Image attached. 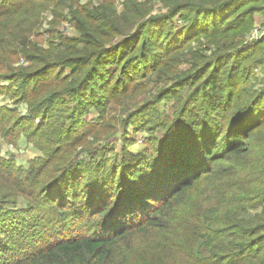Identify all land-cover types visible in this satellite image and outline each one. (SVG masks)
Returning <instances> with one entry per match:
<instances>
[{
  "label": "trees",
  "instance_id": "1",
  "mask_svg": "<svg viewBox=\"0 0 264 264\" xmlns=\"http://www.w3.org/2000/svg\"><path fill=\"white\" fill-rule=\"evenodd\" d=\"M29 1L0 0V9L12 8L0 15ZM34 1L41 6L53 0ZM73 11L79 23L80 12ZM256 13L264 17V0L170 3L169 12L130 23L123 36L128 46L114 41L64 56L59 64L70 71L53 80L64 86L36 103L38 95L30 94L42 87L35 85L26 96L29 106L36 103L27 119L0 107L2 136L15 130L37 149L26 166L0 156V264H121L117 246L124 242L136 246L127 251L129 264H264V155L249 203L241 195L235 201L244 202L236 209L245 215L230 206V217L223 213L215 226L202 223L193 237L190 224L204 221L197 208L173 236L161 220L235 158L250 149L264 153V37L245 43ZM101 25L112 28L110 22ZM88 34L90 28L80 42L95 44ZM201 37L217 53L202 56L161 87L155 100L128 109L101 133L117 91H127L157 66L174 70L168 62L183 57L194 41L202 46ZM258 67L262 79L255 77ZM60 90L70 95L67 107L56 103ZM163 99L175 101L166 115L159 111ZM5 113L14 116L11 128L3 126ZM227 181L225 187L231 186ZM248 207L261 211L246 215ZM156 231L158 242L148 247ZM156 246L157 259L144 260L147 248Z\"/></svg>",
  "mask_w": 264,
  "mask_h": 264
},
{
  "label": "rangeland",
  "instance_id": "2",
  "mask_svg": "<svg viewBox=\"0 0 264 264\" xmlns=\"http://www.w3.org/2000/svg\"><path fill=\"white\" fill-rule=\"evenodd\" d=\"M180 0H53L49 3H43L41 6L35 5L34 0L23 3L15 8V13L0 15V107L14 109L18 113L28 118L29 110L38 101L49 95L50 92L60 89L64 85L60 82L53 81L56 77H64L69 73V69L63 70L60 63L61 59L68 54L83 51L87 49L89 52L97 51L102 45L110 42H118L120 46H128L129 40H124L123 36L130 30H126L130 23L149 18L151 16L162 15L169 12L170 3H178ZM127 4L124 6L125 3ZM27 4L26 6H24ZM38 6V7H37ZM72 13H71V9ZM12 8L0 9V13L9 12ZM79 10L81 20L76 22L74 11ZM84 13V14H83ZM34 14L38 16L35 17ZM95 15L94 17H89ZM96 18L98 20H96ZM102 18V19H101ZM30 22V23H29ZM110 22L112 28L102 27L101 23ZM28 26L31 28L29 30ZM255 27L264 28V17L259 14H254V23L251 30L245 36V43H250L253 40H258L264 37V31H259L253 34ZM90 28V34L86 37L87 40L95 42V44H84L81 38L83 31ZM79 39V40H78ZM202 46L198 41L190 43V48L185 50V55L177 61H169V65H175L173 70L171 67L157 66L149 71L143 77L134 79L127 91L124 89L116 92L114 98L106 107V112L103 121L106 123L104 128L100 129L104 132L109 125L119 123L125 112L142 103L147 99H154L160 94L159 89L164 85L169 84L174 78L182 76L186 70L194 68L202 56H212L214 46L208 44L205 37H201ZM247 46H244L246 48ZM79 50V51H78ZM136 50L130 52L135 54ZM161 59L163 57L161 56ZM165 61V60H164ZM255 77L260 78L263 75L261 68L255 69ZM63 72V76H62ZM114 76L117 73L113 74ZM51 76L49 82L47 79ZM59 77V78H60ZM112 81L115 78L110 76ZM262 79V77L260 78ZM41 86L42 89L35 93L37 98H32L37 102L29 106L26 96L34 86ZM255 87H260L258 84ZM39 89V88H38ZM64 89H67L65 87ZM59 98L56 103L60 107L70 105V95L65 90H60ZM30 95L28 98H31ZM31 100V99H30ZM162 104H159V111L166 115L170 112L171 107L175 105L173 99H163ZM93 111V110H91ZM9 119L7 120V118ZM13 115L6 114L3 121V126L12 127ZM7 120V121H6ZM29 123V120H26ZM37 124L39 119H33ZM32 123V121H31ZM33 123V124H34ZM22 125V124H21ZM20 126V125H19ZM130 127L132 125H129ZM129 131L132 132L133 129ZM9 128V129H10ZM22 128V127H21ZM121 128V127H120ZM122 129V128H121ZM13 133L15 130H10V136L5 131L6 136H2L0 126V156L5 158L13 157L16 163L26 166L30 157L37 153V149L33 144L27 143V138L24 136L16 137ZM74 134H71L73 136ZM118 135L116 139H118ZM92 141V139H90ZM142 135L137 138L136 145L133 144L131 151L135 153L141 145ZM264 155L257 153L255 149H250L249 152L235 158L232 161L233 166L223 170L220 175H214L205 178L203 183L197 185L185 196L180 203L176 205L174 211L169 217L162 218L164 227H170V236L174 235L175 226H182L180 221H191L188 215L198 213L199 219L204 221H195L189 226L188 236L193 237L200 225L211 220L212 225H219L224 220L223 213L229 214L230 206H233V212L245 215L236 209L242 204L236 203L238 196L246 197V202L254 190V182L256 175L259 176V158ZM259 163V164H257ZM261 165V164H260ZM264 169V166H263ZM264 171V170H263ZM257 172V173H256ZM230 177V178H228ZM231 183V186L226 184ZM192 211V212H191ZM261 211V207L247 208L246 215H253ZM241 217V216H239ZM238 219V217H237ZM235 221V220H233ZM232 221V222H233ZM197 222V223H196ZM209 222V221H208ZM190 223V222H189ZM183 227V226H182ZM163 231V228H160ZM159 232L148 237V247L153 243L158 242L156 239ZM117 251L122 256L121 264H129L127 259H131L132 255H127L129 249L134 248L129 242H124L117 246ZM156 247L147 248V253L144 260L157 259ZM128 257V258H127ZM153 257V258H152ZM124 259L126 260L124 262Z\"/></svg>",
  "mask_w": 264,
  "mask_h": 264
},
{
  "label": "built area",
  "instance_id": "3",
  "mask_svg": "<svg viewBox=\"0 0 264 264\" xmlns=\"http://www.w3.org/2000/svg\"><path fill=\"white\" fill-rule=\"evenodd\" d=\"M262 30V32L264 31V28L263 29H261V28H259V27H255V29H254V31L252 32V36H253V34H257L259 31H261Z\"/></svg>",
  "mask_w": 264,
  "mask_h": 264
}]
</instances>
